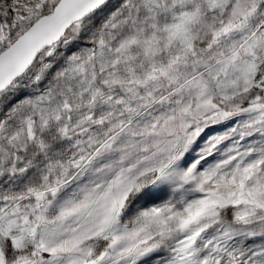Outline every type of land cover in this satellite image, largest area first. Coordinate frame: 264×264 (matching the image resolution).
<instances>
[{
    "label": "snow or ice",
    "instance_id": "obj_1",
    "mask_svg": "<svg viewBox=\"0 0 264 264\" xmlns=\"http://www.w3.org/2000/svg\"><path fill=\"white\" fill-rule=\"evenodd\" d=\"M0 264H264V0H0Z\"/></svg>",
    "mask_w": 264,
    "mask_h": 264
}]
</instances>
